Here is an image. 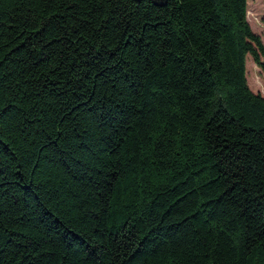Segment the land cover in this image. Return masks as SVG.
I'll return each mask as SVG.
<instances>
[{
  "label": "trees",
  "instance_id": "obj_1",
  "mask_svg": "<svg viewBox=\"0 0 264 264\" xmlns=\"http://www.w3.org/2000/svg\"><path fill=\"white\" fill-rule=\"evenodd\" d=\"M248 1L0 0V264H264Z\"/></svg>",
  "mask_w": 264,
  "mask_h": 264
},
{
  "label": "rangeland",
  "instance_id": "obj_2",
  "mask_svg": "<svg viewBox=\"0 0 264 264\" xmlns=\"http://www.w3.org/2000/svg\"><path fill=\"white\" fill-rule=\"evenodd\" d=\"M248 21L253 33L259 36L264 44V0L248 1ZM247 81L250 89L261 94L264 98V73L248 56L247 62Z\"/></svg>",
  "mask_w": 264,
  "mask_h": 264
},
{
  "label": "water",
  "instance_id": "obj_3",
  "mask_svg": "<svg viewBox=\"0 0 264 264\" xmlns=\"http://www.w3.org/2000/svg\"><path fill=\"white\" fill-rule=\"evenodd\" d=\"M150 1L154 2L156 6H161V7L165 6L168 2V0H150Z\"/></svg>",
  "mask_w": 264,
  "mask_h": 264
}]
</instances>
